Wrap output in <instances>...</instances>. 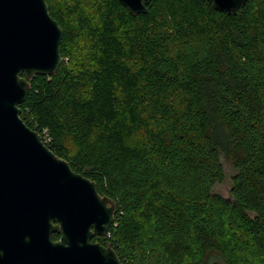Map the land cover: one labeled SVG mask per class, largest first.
<instances>
[{
    "label": "trees",
    "instance_id": "trees-1",
    "mask_svg": "<svg viewBox=\"0 0 264 264\" xmlns=\"http://www.w3.org/2000/svg\"><path fill=\"white\" fill-rule=\"evenodd\" d=\"M46 1L63 62L31 81L21 118L116 203L93 242L123 264H264V0L230 15L152 0L137 16Z\"/></svg>",
    "mask_w": 264,
    "mask_h": 264
},
{
    "label": "water",
    "instance_id": "water-1",
    "mask_svg": "<svg viewBox=\"0 0 264 264\" xmlns=\"http://www.w3.org/2000/svg\"><path fill=\"white\" fill-rule=\"evenodd\" d=\"M118 1L137 16L152 0ZM202 1L229 15L247 3ZM63 35L46 0H0V264H123L93 242L114 224L116 203L21 118L31 81L60 69Z\"/></svg>",
    "mask_w": 264,
    "mask_h": 264
},
{
    "label": "rangeland",
    "instance_id": "rangeland-1",
    "mask_svg": "<svg viewBox=\"0 0 264 264\" xmlns=\"http://www.w3.org/2000/svg\"><path fill=\"white\" fill-rule=\"evenodd\" d=\"M85 6L90 14L93 15L95 10V0H84ZM83 44V43H82ZM82 44L79 45V48H81ZM223 165H224V172H225V180L221 184H217L214 188V192L223 196V197H230V190L232 187V177L235 174V171L233 170L232 166L223 159ZM210 264H224L219 258L214 257Z\"/></svg>",
    "mask_w": 264,
    "mask_h": 264
}]
</instances>
